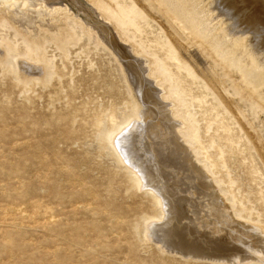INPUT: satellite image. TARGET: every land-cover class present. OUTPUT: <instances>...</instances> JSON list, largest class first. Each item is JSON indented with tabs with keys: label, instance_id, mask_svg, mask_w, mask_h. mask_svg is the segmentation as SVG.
<instances>
[{
	"label": "rangeland",
	"instance_id": "obj_1",
	"mask_svg": "<svg viewBox=\"0 0 264 264\" xmlns=\"http://www.w3.org/2000/svg\"><path fill=\"white\" fill-rule=\"evenodd\" d=\"M121 2L132 4L130 0ZM143 2L159 22L166 23L152 2ZM224 2L239 19L253 14L255 24L264 22L263 0ZM63 5L74 12L70 0H61L56 6L63 9ZM3 8L12 19L43 12L37 20L44 21L34 22L29 29L34 37V30L56 24L60 16L54 12V6L28 5L23 9L21 5L5 4ZM71 21L61 24L63 34L69 35L65 47L58 49L57 42L46 40L37 49L39 63L21 59L29 60L25 38L0 24V38L8 39L16 47L10 54L0 49V58L5 56L0 62V264H231L209 260L207 256L186 258L178 250L161 249L156 232L151 238L146 237V225L160 219L162 206L150 190L134 184L133 171L125 163L123 166L108 141L109 133L132 117L138 99L121 62L95 29L87 34L83 26H90L86 22ZM14 25L27 30L26 26ZM137 27L138 31L127 27V35L148 54L165 60L168 74L177 77L189 119L198 127V142L194 145L199 149L197 158L210 164L213 177L219 181V191H215L212 183L205 186L188 179L193 176L184 168L183 160L173 156L176 168L167 172L178 192L171 198L181 200L176 199L175 204L186 209V216L179 215L181 218L174 220L187 228L192 224L188 234H179L178 241L186 245L197 242L209 250L213 244L215 250L218 246V251L224 249L241 256L252 254L255 261L241 264H264V260H258L260 246L264 250V235L255 236L256 230L248 232L250 226H264V109L242 96L234 79L210 58L178 39L200 65L203 61L204 66L210 64L218 72L222 92L233 98L236 109L262 146L256 149L230 120L188 54L182 51L189 63L182 61L180 66L177 60L169 58L176 50L167 41L161 25L141 12ZM19 55V60L36 64L44 80L32 78L25 85L16 71L14 57ZM156 86L165 90L162 85ZM159 161L165 165L167 156H160ZM188 180L193 187L198 185L189 187ZM206 188L221 198L216 202L206 196ZM180 197L185 200H179ZM217 206L229 207L222 218ZM190 219L194 224L189 223ZM238 223L246 230L234 226Z\"/></svg>",
	"mask_w": 264,
	"mask_h": 264
},
{
	"label": "bare ground",
	"instance_id": "obj_2",
	"mask_svg": "<svg viewBox=\"0 0 264 264\" xmlns=\"http://www.w3.org/2000/svg\"><path fill=\"white\" fill-rule=\"evenodd\" d=\"M60 1L0 0V24L7 28H13L16 35H21L25 38L24 47H26V55L29 60L21 57V59H25L24 61L39 63L37 49L39 46H43L44 42L48 39L57 42L58 49L65 47L69 35L63 34L64 29H61V24L71 19V22H86L90 26H87L88 28L83 26L87 30V34L89 31L92 32L91 28L95 29L103 44H106L121 62L122 71H124L128 79L127 81L130 82L131 89L134 95H136L138 102L136 101V108L132 117L128 120L126 119L127 122L125 124L122 123L121 126L112 130L108 135V141L119 159L123 162V166L125 163L133 171L134 184L137 187L144 186L146 190H150L157 204L162 206V209H160L162 210L160 219L148 222V224L146 223V237L151 238L150 235L156 232L159 234L160 242L158 244L161 249L164 251L168 250V252L178 250L186 258L202 259L207 256L209 260L229 261L231 264L252 262V254L242 253L243 256H241L236 253L231 254L233 251L226 253L228 251H224V249L218 251V246L215 250L212 246L213 244L209 250L208 246L205 247L202 244H197V242L186 245L178 241L180 238L179 234H188L190 232L188 229L192 224L187 228L185 227L186 224L178 225V222H176L185 215L184 210L186 211V209L179 208L178 203H176L178 206L175 204L177 198H171L175 196L178 190L174 191L175 184L171 183L172 180L169 181L168 176L170 174L168 175L167 171L168 169L173 170L176 168L174 167L175 164H173L175 155L180 156V159L184 162V168L188 169L187 172L189 174H192L193 178L189 176L188 179L200 181L205 186L213 184V186H216H214L216 188L215 191H219L218 180L213 177V169L209 167L210 164L208 163V166L201 161L202 159L197 158V151L199 149L197 150L194 145L198 142V127L192 119H189L190 113L179 95V88L181 89V86L178 83L177 77L173 78L170 73L168 74L165 60L154 57V53L148 54L141 44L131 40L126 33V28L131 26L138 31L137 18L141 15V12L153 17L161 25L166 34L167 41L173 46V50H176L174 55H168L169 58L177 60L178 66L181 65L182 61L189 63L188 58H186L187 55L182 54V51H185L189 58L194 61L196 65L195 70L202 77L203 82L210 87L217 96L219 103L223 105L225 113L229 115L230 120L239 126V129L245 133L254 148L262 149L256 137L253 136L254 134L250 127L244 122L243 116L236 109L233 98L222 92L219 86L221 78L218 72L210 64V66H204L203 61L202 65H200L201 62L198 63L194 59V55L189 52L190 49H185L178 39L185 40L187 45L190 43L204 57L210 58L215 65L221 68L226 76L234 79L233 81L236 83L237 89L242 96L253 100L264 109V22H256L255 24L254 19H252L253 14L251 13L250 16L247 15L239 19L238 14H235L224 0H147L157 7V11L162 15L166 23L159 22L157 17L148 10L143 0H130L132 4L128 6L123 4L121 0H70L74 12H70V7L68 8L66 5H63V9L59 8L60 6H56L60 4ZM5 4L10 6L21 5L23 9L28 5L36 7L39 5L42 8L54 6V12H58L60 16L56 19V24H50L47 28H43V30H39L40 28L34 30L36 32L34 37L29 29L32 28L34 22L44 21L37 20V18H42L43 12H40L42 15L39 13L35 14L36 16L26 14V16L28 15L27 17L12 19L6 15L7 12L3 8ZM54 12L51 11V14ZM14 23H17L19 26H26L27 30L23 31L27 33L24 34L22 29H19ZM0 49L5 54L16 51L15 44L6 38H0ZM3 56L0 58V62L5 60V56ZM18 58L20 59V55L14 57L16 71L18 74L20 73L17 75L25 85L32 78L44 80L41 69L35 66L36 64L33 65ZM30 75L33 76L28 78ZM173 83H175L174 86H172ZM156 85L164 86L165 90L158 88ZM167 99H172L173 101L168 102ZM160 156L162 158L167 156L168 163L163 165L159 161ZM204 158L208 159L207 156ZM195 159L198 163L201 162V164L194 163ZM186 181L187 179L185 183ZM187 183L190 184L188 185L189 187H193L192 182L189 181ZM204 193L206 196L216 199V202L218 198H221L217 192H214L217 194L212 195V190L208 188L204 190ZM201 198L207 200L203 196ZM180 199L185 200V198L181 197ZM227 200L229 201V199ZM180 201L176 200V202ZM209 205L204 206L211 208V203ZM217 207L219 209L217 213H221L220 218H222L223 212L227 211L229 207H226L227 209ZM232 212L234 213V211ZM179 215L182 216L180 217ZM227 215L229 216V214ZM230 219L234 223L232 218ZM189 223H193V221L190 219ZM234 226L239 230H246V226L240 223ZM254 230L258 232L254 234L255 236L264 235L263 225L261 228L250 226L248 232L252 234ZM247 235L249 236V234ZM223 243L226 244L225 242ZM260 248L258 250L260 254L258 260L263 261L264 250H262L261 246ZM211 250L212 252H210Z\"/></svg>",
	"mask_w": 264,
	"mask_h": 264
}]
</instances>
